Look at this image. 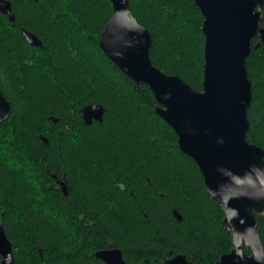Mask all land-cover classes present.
Here are the masks:
<instances>
[{
	"label": "trees",
	"instance_id": "obj_1",
	"mask_svg": "<svg viewBox=\"0 0 264 264\" xmlns=\"http://www.w3.org/2000/svg\"><path fill=\"white\" fill-rule=\"evenodd\" d=\"M7 1L13 22L0 14V91L10 105L0 123V225L15 264H104L95 253L115 248L126 264L178 256L217 264L233 249L223 210L149 89L99 48L110 3ZM129 9L150 34L153 65L201 92L204 36L193 2L129 0ZM262 15L264 22V7ZM257 44L254 38L246 59V139L264 150V48ZM91 104L104 114L86 125L80 111ZM256 221L264 249V216Z\"/></svg>",
	"mask_w": 264,
	"mask_h": 264
},
{
	"label": "water",
	"instance_id": "obj_2",
	"mask_svg": "<svg viewBox=\"0 0 264 264\" xmlns=\"http://www.w3.org/2000/svg\"><path fill=\"white\" fill-rule=\"evenodd\" d=\"M107 1L112 16L100 34L99 48L124 76L149 89L156 113L173 130L179 150L194 161L210 198L223 210L233 249L217 264H264L256 221V216H264V150L246 139L251 102L246 59L254 38L259 40L255 47L264 48V0H191L202 16L201 92L153 65L150 34L130 13L129 0ZM0 14L13 22L9 1L0 0ZM22 34L29 45L42 48L35 35L26 30ZM80 113L84 124L90 125L102 121L104 109L91 104ZM9 114L10 105L0 91V123ZM41 140L47 143L44 137ZM61 186L66 195V186ZM173 214L179 222L181 217ZM0 258V264H15L12 244L1 225ZM95 258L104 264H126L116 248L96 252ZM164 264L192 263L178 256Z\"/></svg>",
	"mask_w": 264,
	"mask_h": 264
},
{
	"label": "clouds",
	"instance_id": "obj_3",
	"mask_svg": "<svg viewBox=\"0 0 264 264\" xmlns=\"http://www.w3.org/2000/svg\"><path fill=\"white\" fill-rule=\"evenodd\" d=\"M93 110H95V108H93Z\"/></svg>",
	"mask_w": 264,
	"mask_h": 264
}]
</instances>
